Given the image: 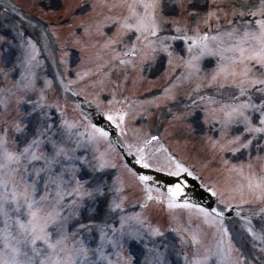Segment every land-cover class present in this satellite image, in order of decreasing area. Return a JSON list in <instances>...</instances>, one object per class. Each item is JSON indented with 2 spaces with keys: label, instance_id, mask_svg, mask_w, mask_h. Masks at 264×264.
<instances>
[{
  "label": "snow or ice",
  "instance_id": "6c2138e0",
  "mask_svg": "<svg viewBox=\"0 0 264 264\" xmlns=\"http://www.w3.org/2000/svg\"><path fill=\"white\" fill-rule=\"evenodd\" d=\"M0 6V264H264V0Z\"/></svg>",
  "mask_w": 264,
  "mask_h": 264
},
{
  "label": "rangeland",
  "instance_id": "374dc122",
  "mask_svg": "<svg viewBox=\"0 0 264 264\" xmlns=\"http://www.w3.org/2000/svg\"><path fill=\"white\" fill-rule=\"evenodd\" d=\"M20 1L23 2V0H20ZM24 1L26 2V0H24ZM31 2H32V5L30 6L31 7L30 8L31 11H28L27 8H26V10L28 11V13L34 14L35 13V4H36V2H38V3L40 2L41 3V0H31ZM72 3L76 4V3H78V0H75ZM1 9H2V6H0V13L2 12ZM49 18L52 19V16H50ZM28 30H29L30 33H32V29H28ZM183 153H184V155H188V150L187 149H183ZM207 174H209V175L212 174V172H210V169L207 170L205 173H203V175H207Z\"/></svg>",
  "mask_w": 264,
  "mask_h": 264
}]
</instances>
